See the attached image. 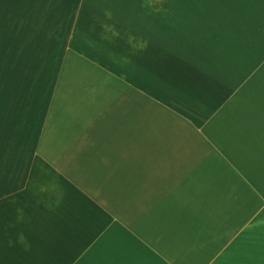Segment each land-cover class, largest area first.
<instances>
[{
	"label": "crops",
	"instance_id": "1",
	"mask_svg": "<svg viewBox=\"0 0 264 264\" xmlns=\"http://www.w3.org/2000/svg\"><path fill=\"white\" fill-rule=\"evenodd\" d=\"M0 264H264V0H0Z\"/></svg>",
	"mask_w": 264,
	"mask_h": 264
}]
</instances>
